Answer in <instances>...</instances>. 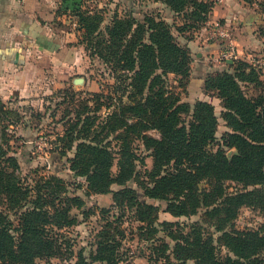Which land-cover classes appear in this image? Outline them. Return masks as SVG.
Listing matches in <instances>:
<instances>
[{"label":"trees","instance_id":"16d2710c","mask_svg":"<svg viewBox=\"0 0 264 264\" xmlns=\"http://www.w3.org/2000/svg\"><path fill=\"white\" fill-rule=\"evenodd\" d=\"M155 1L189 20L177 29L180 34L206 23L213 10V3L207 0ZM59 10L81 14L83 1L61 0ZM102 23L100 13L90 15L79 31L90 56L108 67L115 83L92 93V99H84L82 113L76 112L70 122L68 141L59 151L67 156L76 146L69 159L70 170L86 179L90 194H109L115 184L123 187L113 192L114 206L121 212L119 222L132 211L153 233H158L157 224L162 226L176 243L173 254L178 260L264 264V225L244 231L233 226L243 207L264 212V94L248 98L241 87L242 83H262L243 61H238L240 67L234 73H217L206 81L205 89L216 91L221 99L223 119L232 130L223 137V145L236 150L229 158L222 147L212 149L219 126L213 105L200 101L192 109L167 89V77L175 75L182 84L189 79L192 64L189 49L179 44L172 26L153 15L142 20L116 15L105 30ZM103 108L112 111L99 121ZM6 113V104L0 100V117ZM6 129L0 124V264H39L38 260L60 257L64 252L73 255L71 240L61 231L78 223L72 211L82 210L85 202L69 196L58 177H22L17 158L10 155ZM151 130L159 131L160 137L150 136ZM137 142L152 151L153 166L143 172L138 167L146 163ZM131 181L142 190L143 198L126 187ZM229 182L243 189L232 192ZM148 200L166 202L167 212L175 217L204 211L205 219L178 231L172 223L158 222L159 209ZM209 221L218 236L208 231ZM118 237L111 227L101 231L92 262L121 263ZM220 247L226 249L225 255ZM77 264L90 263L81 252Z\"/></svg>","mask_w":264,"mask_h":264},{"label":"rangeland","instance_id":"374dc122","mask_svg":"<svg viewBox=\"0 0 264 264\" xmlns=\"http://www.w3.org/2000/svg\"><path fill=\"white\" fill-rule=\"evenodd\" d=\"M82 1L81 14H64L58 8L60 5L53 11L55 14L51 23L52 30L67 51H72L73 59L69 63L62 64L56 82L53 75L51 80L50 76L45 74L42 82L45 86L51 84L52 91L48 94L40 93L35 100H13L6 104L7 113L0 117L1 128H7L6 131L10 139V155L16 157L20 164V175L29 180L35 178L36 175L58 177L65 183L69 196L80 197L85 202L82 210L74 209L72 211V215L78 219V223L61 231L65 239L71 240L73 255L64 252L66 254L63 256L41 259L38 260V263L77 264L82 252L87 263L102 264L101 262H92V255L97 253L98 234L105 228L111 227L112 233L119 236V249L122 256V262L119 264H197L195 260L176 259L173 254L176 243L162 230V226L157 224L155 227L158 229V233H153L152 229H146V224L136 220L132 211L127 212L123 221L119 222L118 217L121 212L114 206L113 192L121 190L123 187L115 184L111 187L109 194H90L86 179L77 176L70 170L69 159L74 157L76 146L68 152L67 156H62L59 153L68 141L66 135L70 129V122L75 119V113L83 111V105L80 103L84 99H92V93L107 90L110 85L115 83L108 67L96 56H90L83 43L82 32L79 31V28L87 23L90 15L97 13L103 17L102 30L112 24L116 15L119 17L134 15L140 20L145 15H153L171 25L179 44L189 49L192 64L189 79L181 84L180 78L169 75L166 79L167 89L179 96L181 102L189 104L192 109L200 101L213 105L219 126L216 132V142L212 149L217 150L222 147L229 158L236 154V150L225 147L223 137L232 130L223 119L225 110L217 92L206 90L205 84L210 77L217 73L227 71L234 73L235 69L240 67L238 61H243L248 63L253 70L255 79L262 83V85H257L255 82L242 83L243 92L248 98L264 94V65L257 64L259 59L264 61V48L255 46L242 49L239 42L235 40V36L231 34L232 27L227 25L226 20L219 18L213 21L215 8L219 5H226L227 0H207L213 3V10L209 14L208 21L197 29H191L184 34H180L177 29L183 27L189 20L183 14L179 15L173 12L161 1ZM239 3L243 10L252 12V17L255 15L256 18L261 17L262 22L259 26H255L254 34L264 38V0H240ZM203 43L207 45L216 43L223 48L211 54L204 50ZM191 45L192 48H190ZM203 52L204 56L202 54L201 57H198V53ZM65 55L69 56L67 53ZM248 72L250 71L248 70ZM76 79H84V82L75 83ZM100 85H103V88H100ZM110 111L112 110L106 108L99 111V121L104 120ZM184 119L187 117L184 116ZM148 134L154 138L160 137L157 130H151ZM137 145L138 152L145 158L146 163L145 166L139 165V171L143 172L144 168L151 169L153 166L152 151L146 150L141 142H137ZM117 161L118 157L113 167L114 174L118 171ZM126 187L137 190L140 197L143 198L142 190L135 182L131 181ZM227 187L232 192L238 188L243 189L235 182L227 183ZM206 188L212 189L209 184L206 185ZM252 189V187L249 188V190ZM148 203L158 207L159 223H172L174 229H178V231L188 229L191 225L201 223L205 219L204 211L191 217H175L167 212L166 202L148 200ZM103 211H107V213H103ZM210 223V221L207 223L208 231L214 232L218 236ZM263 225L264 212L249 207H243L233 223L234 228L240 231L257 230ZM119 229L124 233V236L119 234ZM166 248V256H163L162 251H165ZM220 251L224 255L227 253L224 247H220Z\"/></svg>","mask_w":264,"mask_h":264},{"label":"crops","instance_id":"0c3cea01","mask_svg":"<svg viewBox=\"0 0 264 264\" xmlns=\"http://www.w3.org/2000/svg\"><path fill=\"white\" fill-rule=\"evenodd\" d=\"M239 1L227 0L226 5L217 6L213 21L226 20L242 49L264 48V38L254 34L261 17H252V12L243 10ZM60 4L61 0H0V100L3 103L35 100L40 93L48 94L52 88L51 84H43L45 74L51 80L52 75L54 81L58 80L62 64L72 61V51H67L52 30L53 11ZM202 47L211 54L223 48L216 43H203ZM202 54L205 53H198V57Z\"/></svg>","mask_w":264,"mask_h":264},{"label":"built area","instance_id":"2783aa9c","mask_svg":"<svg viewBox=\"0 0 264 264\" xmlns=\"http://www.w3.org/2000/svg\"><path fill=\"white\" fill-rule=\"evenodd\" d=\"M257 64L263 66V65H264V61H262L261 59H259V60L257 61Z\"/></svg>","mask_w":264,"mask_h":264},{"label":"water","instance_id":"95a60500","mask_svg":"<svg viewBox=\"0 0 264 264\" xmlns=\"http://www.w3.org/2000/svg\"><path fill=\"white\" fill-rule=\"evenodd\" d=\"M84 82V79H76L75 80V83H83Z\"/></svg>","mask_w":264,"mask_h":264}]
</instances>
